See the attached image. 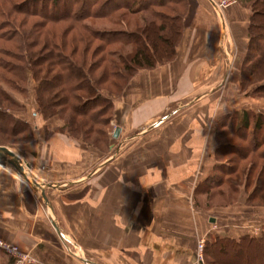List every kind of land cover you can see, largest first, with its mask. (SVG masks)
I'll list each match as a JSON object with an SVG mask.
<instances>
[{"label": "crops", "instance_id": "obj_1", "mask_svg": "<svg viewBox=\"0 0 264 264\" xmlns=\"http://www.w3.org/2000/svg\"><path fill=\"white\" fill-rule=\"evenodd\" d=\"M189 1L178 56L140 70L115 100L121 132L107 151L60 132L10 147L45 196L0 164V237L36 264H193L201 239L206 250L211 235L264 230L244 222V204L209 206L204 191L218 117L248 108L239 95L250 11L240 0L224 10ZM0 264L14 262L0 253Z\"/></svg>", "mask_w": 264, "mask_h": 264}, {"label": "trees", "instance_id": "obj_2", "mask_svg": "<svg viewBox=\"0 0 264 264\" xmlns=\"http://www.w3.org/2000/svg\"><path fill=\"white\" fill-rule=\"evenodd\" d=\"M63 1V2H62ZM247 1V0H244ZM250 1V0H248ZM261 1L264 3V0H255ZM186 0H25L23 1V6H27L31 4L35 9L26 8L30 15H37L42 18V20L46 22H61V21H72L80 22L87 17H108L112 16L120 9H125V11L130 13H141V12H150L154 19L150 18L149 21H146L148 18L145 17V24L141 26L135 27L136 29L133 31L130 28L129 23L124 18V14L120 13L118 15V19L115 21L122 24L123 29H105L100 31L101 37L105 44H109L112 42H122L129 43L135 45V48L130 53L119 54L118 51H111V55H119V58L122 59L121 63L123 65L122 69L120 68L119 63L113 64L116 66L117 71H115L114 76L118 78H124L125 85L121 89H117V91L110 90L107 95H104L102 92L104 89H100L97 85H95V81L93 80L90 73L86 70V68L77 65L68 55H65L63 50L59 49V52L56 51L49 53L50 63H56L58 60L62 61L64 58L62 55H65V58H69L67 63L70 67L75 68L80 74H83V80L85 82V87L80 86V82L73 84L68 87V89H60L66 93L67 97L64 95L63 101H68L69 93H71L72 89L77 91L73 94L75 100H77L82 106L84 113L78 112L80 115L84 114L87 117V120H80V125L77 124L76 118H72L69 120L64 118L66 127L69 128V131H59L60 133H67L75 139H81L86 144L100 150L107 151L110 148L111 140H112V131L109 134L108 130L100 129V126L107 123H111V121L115 118L114 112V103L115 100L120 98L124 93V90L130 84L132 78L141 70V69H152L157 67L158 65L167 63L178 56V47L182 41L184 35V25H183V17L185 15L186 10L183 11L182 8H185ZM255 2V4H256ZM71 3V4H70ZM80 3V4H79ZM246 3V2H244ZM170 4L182 5L181 11L178 10L176 12L175 17L173 15H167L168 13L164 12L160 8L168 7ZM254 6V4H253ZM159 8V10H158ZM263 8V6H262ZM186 9V8H185ZM3 13L4 9L1 10ZM258 14L262 15V9H258ZM256 11L252 10L250 26H249V47L246 53V57L244 59V65L242 68V79H241V87L243 88L246 83L251 84V82H256V80L263 79L264 77V51L260 48L259 41V32L254 30V27L262 28L257 22ZM92 15V16H91ZM260 15V16H261ZM159 22V23H158ZM14 24V23H13ZM16 28L12 27L11 32L12 35H8V28L3 32L0 31V38L5 37L10 39L11 36L15 35L18 44H21L22 53L20 55V64L17 67L22 71V74L17 75L21 79L22 82H27V79L30 81L37 82L36 91L40 93L38 95L40 109L39 111L46 118H50L56 114L55 103L56 99L58 100L60 96H55L52 94L50 88H52L55 83L51 82L49 75L41 77L39 74L42 71L41 63L42 61L47 60L44 57L41 51H33L27 49V47L36 46L34 42L27 44L26 40L24 41L25 34L21 29L16 25ZM9 26V25H8ZM72 27V26H71ZM70 27V28H71ZM2 28V27H0ZM69 28V27H68ZM68 29L69 32L71 29ZM73 28V27H72ZM33 31V30H32ZM86 37L85 31H81L78 37H74L72 40L78 42L79 40L83 41ZM26 39V38H25ZM91 40V38L89 37ZM92 41V40H91ZM158 46L156 48V44ZM31 44V45H30ZM89 47V45H87ZM253 50L258 51L257 53L253 52ZM63 53V54H62ZM116 53V54H115ZM32 55V57H31ZM108 54L104 55L101 58L104 62L107 60ZM32 61V64L31 62ZM107 62V61H106ZM109 62V61H108ZM251 62V65L247 67V63ZM101 63V64H100ZM100 66L103 65V62H100ZM30 64V65H28ZM39 66L36 70L32 65ZM97 63L92 65H96ZM32 67V69H31ZM103 76L102 80L105 82L110 80V66H106L103 68ZM125 70V72L123 71ZM44 71V70H43ZM128 72V73H127ZM127 73V74H126ZM65 74V73H64ZM63 73H56L53 75V79L55 80H64ZM126 74V76H124ZM120 76V77H119ZM260 76V77H259ZM71 77V74L70 76ZM263 77V78H262ZM116 78V77H114ZM76 80V78H75ZM117 80V79H115ZM10 83H13V86L17 84V81L10 80ZM117 87L119 84L114 83ZM119 87V86H118ZM260 87H264V83L255 86L253 89H260ZM46 89L45 92L44 91ZM71 89V90H70ZM48 90V91H47ZM243 90V89H241ZM4 95V96H3ZM264 95V93L262 94ZM0 96L8 102L10 106H15L11 98L7 96L5 91L0 90ZM64 103V102H62ZM3 109L5 105H2ZM42 106V109H41ZM95 106L94 110H91L92 107ZM46 107V108H45ZM80 111V110H79ZM38 112V111H37ZM39 113V112H38ZM40 114V113H39ZM88 114V115H87ZM104 114L109 115V119L107 121L101 120ZM0 120L4 122V126L0 128L4 133H9V135L21 136L22 139L33 140L35 138L34 130L32 128V124L18 115L9 112L8 110L0 111ZM77 124V125H76ZM7 125V126H6ZM112 128V127H111ZM226 128V129H224ZM230 134L239 136L243 140L252 141V145H250L251 150L258 145L264 144V112L260 110H253L250 108H242L240 110L225 113L218 117L217 121V139L219 142V147L216 152L217 163L214 167V171L209 176L208 188H204L206 193L211 192L212 189L222 186L227 183L228 176L233 174L240 176V179L234 177L235 184H232V190L234 192H238L241 188L242 181L241 178L243 175L248 177L245 173V169L237 171V166L232 165V161L221 160V157L226 154L227 143L222 142L221 140L227 135L228 131ZM1 133V132H0ZM95 133L96 135L101 137V141L89 140L88 134ZM91 138V137H90ZM251 138V139H250ZM254 138V139H253ZM258 138L260 142H257ZM259 143V144H258ZM100 144H104L105 148L99 146ZM231 147H237L236 144L231 143ZM240 148H237V152ZM256 151V150H255ZM263 155V156H262ZM261 156L264 157V153ZM232 160V159H231ZM234 175V176H235ZM227 176V179H225ZM223 192V191H221ZM257 192V193H256ZM262 193V198L260 199V203H264V164L259 172L258 181L255 187H253V193H250L249 196H246V200L240 198V202L251 203L256 200L258 197L260 198V194ZM242 195V193H241ZM260 195V196H258ZM257 197V198H256ZM233 250V252H232ZM231 253L232 257L234 256L240 258H245L247 254H251L255 257V264H264V230L261 232L259 236L244 233L238 236H213L211 235L210 239L207 240L206 250H205V258L208 262H213L214 264H224L227 261L225 260L226 256ZM225 259H223V258ZM232 263L233 260L230 259ZM228 260V262H230ZM227 262V263H228ZM243 262V261H242Z\"/></svg>", "mask_w": 264, "mask_h": 264}, {"label": "rangeland", "instance_id": "obj_3", "mask_svg": "<svg viewBox=\"0 0 264 264\" xmlns=\"http://www.w3.org/2000/svg\"><path fill=\"white\" fill-rule=\"evenodd\" d=\"M23 1L25 0H0V31L3 32L8 28V35H12L11 28L16 26V24L21 31L25 34L24 41L26 40L27 44L34 42L36 46L27 47V49L31 50L33 48V51H41L43 53L44 57H46V61H42L41 63V69L40 76H46L49 75L51 82L55 83V85L52 86V88L48 89L52 91L51 93H54L55 96H60L59 99L55 101L57 105L55 106L56 114L50 118L44 117L42 113L39 111L40 105H39V99L38 95L40 93H37L36 86L37 82L35 83L32 80H28L27 82H22V75L21 79L17 76L22 74V71L19 70L17 67L20 64V55L22 53V47L21 44H18V40L15 35L11 36L10 39H7L5 37L0 38V90L5 91L7 96L11 98L15 106L8 105L9 103L3 100V98L0 96V111L8 110L9 112H12L19 117H22L26 120H28L32 124V128L34 130V134L38 135L40 132L46 133V136L48 134L59 132V131H69V128L65 125L64 118L71 119L76 118L77 124L80 125V120H87L88 118L85 117L86 115L82 114L80 115L78 112L86 111L82 109L81 104L75 100L73 97V94H75L77 91L75 89H70L71 93H69V99L68 101L64 100V95L67 97L66 93L60 89H68V87L72 86L75 83L80 82V86L85 87V82L83 80V74L78 72L75 68H72L68 65L67 61L69 58L72 59L77 65H80L90 73L93 80L95 81V85H97L100 89H104L102 92L104 95H107V93L112 91H117V89H121L125 85L124 78L117 76H114L115 71H117L116 66L113 64V61L115 63H119L120 68L122 69L123 65L121 63L122 59L119 58V55H111V51H118L119 54H125L130 53L134 48L135 45L132 43H122V42H112L107 43L103 41L102 37L100 36V31L107 30V29H123L122 24L115 21L118 19V15L120 13L124 14V18L129 23L130 28L134 31L137 26H141L142 24H145V20L143 17L146 15L148 18L146 21H149L150 18L154 19V17L151 15L150 12H141V13H130L125 11V9H120L116 13H114L111 17H101V16H92L87 17L83 19L80 22L73 23L70 21H61V22H46L42 20L41 17L37 15H30L26 10V8L29 9H35L34 6L31 4L27 6H23ZM72 1V0H69ZM157 1V0H156ZM185 8H182V5L177 4H170L168 7L160 8L164 12L168 13L167 15H173L175 17L176 12L181 11L180 8L186 10L185 15L183 17V25L185 30V22H186V16L189 13V7L191 6V3L189 0H186ZM238 0H233L231 2L235 3ZM245 6H247L248 10L250 11V19H251V13L252 10L256 11V14H258V9H262L263 14L260 16L259 14L256 15L257 22L261 26L264 24V3L261 1H242L240 0ZM63 2V1H62ZM221 2V1H220ZM219 2V3H220ZM246 2V3H244ZM256 2V4H255ZM71 4V3H70ZM80 4V3H79ZM230 4V5H231ZM254 4V6H253ZM219 5V4H218ZM228 5V6H230ZM226 7H220L222 10H224ZM263 6V8H262ZM4 9L3 13L1 10ZM159 10V8H158ZM249 19V20H250ZM14 23V24H13ZM159 23V22H158ZM9 25V26H8ZM73 28H72V27ZM71 29L69 32L67 30L69 28ZM33 30V31H32ZM254 30L256 32H259V43L260 48L264 51V26L262 28L254 27ZM81 31H85L86 37L83 41L79 40L75 42L72 40L74 37H78L81 33ZM1 36V34H0ZM91 38V40L89 39ZM31 45V44H30ZM89 45V47H87ZM158 46V43L156 44V48ZM60 50H63L65 52V55H68V59L65 58V55L63 56L62 61H57L56 63H50V56L49 53L55 52L58 53ZM253 52L257 53L258 51L253 50ZM247 53V52H246ZM60 54V52H59ZM63 54V53H62ZM108 54L107 56V62L103 61L101 58H103L104 55ZM116 54V53H115ZM32 57V55H31ZM109 61V62H108ZM32 64V61H30ZM100 62H103V65L100 66ZM91 63L96 65H92ZM100 63V64H99ZM30 65V64H28ZM110 66L111 71L109 72L111 75L110 80L106 81L102 80L104 78L103 74V68L106 66ZM247 67L251 65V62H248ZM33 68L36 70L39 66L32 65ZM32 69V67H31ZM39 69V68H38ZM44 70V71H43ZM143 70V69H141ZM125 72V70H123ZM56 73H65L63 76L64 80H55L53 79V75ZM128 73V72H127ZM126 73V74H127ZM71 77H68L70 76ZM124 74V76H126ZM138 74V73H137ZM136 74V75H137ZM136 75L132 78V80L136 77ZM116 77V78H114ZM260 77V76H259ZM264 77V76H263ZM262 77V78H263ZM76 78V80H75ZM16 80L17 84L13 86V83L9 82L10 80ZM117 79V80H115ZM131 80V81H132ZM114 83H118L119 87L115 86ZM131 83V82H130ZM264 83V78L259 80H256V82H251V84L246 83L243 90L240 92L241 95L239 97L243 98L244 101L240 106L242 107H248L253 110H260L264 112V87H260V89H253L255 86ZM130 85V84H129ZM128 85V86H129ZM127 86V88H128ZM87 88V86L85 87ZM126 88V89H127ZM47 90V91H48ZM235 91V89H233ZM46 89L42 92H45ZM233 91V92H234ZM235 93V92H234ZM237 93V89H236ZM4 96V95H3ZM238 96V95H237ZM64 102V103H62ZM2 105H5L6 109H3ZM46 108V107H45ZM42 109V106H41ZM82 109V111H81ZM95 106L91 108V110H94ZM80 110V111H79ZM40 113H38V112ZM84 113V112H82ZM88 115V114H87ZM64 117V118H63ZM108 114H104L101 120L107 121L109 118ZM76 124V125H77ZM5 124L2 120H0V128L3 127ZM7 126V125H6ZM112 127V128H111ZM100 129L108 130V133L110 134L113 125L112 121L111 123L104 124L103 126H100ZM226 129V128H224ZM228 131V130H224ZM0 145H6L11 148H16L18 145H24L31 140L26 141L25 139H22L21 136H12L9 135V133H2L3 131L0 130ZM113 133V132H112ZM227 135L221 140L224 143H227L226 154L225 157L222 156L221 160L232 161V165L237 166V171L245 169V173L247 175V172L249 173L248 177L245 175L241 178V188L238 192H234L232 190V184H235L234 177H237L239 174L228 176H225V179H227V183L223 184L222 186H219L217 188H214L211 190V192L208 195V202L209 206H230L231 204L235 203H242L244 204V210L243 214L244 217H246V221H256L257 223L255 225L261 226L259 227L260 230L264 228V203H260V199L262 198V193L258 196L260 198L256 197L257 199L252 201L251 203L244 202L246 200V196H249L250 193H253V187L256 186L259 172L261 171V168L264 164V157H262L264 153V144L261 146L258 145L254 148V150H251L253 148L250 147L252 145V140L247 141L241 139L239 136H235L229 133V131L226 133ZM88 139L91 141H95L98 139V141H101V137L96 135L95 133L88 134ZM113 136V134H112ZM91 137V138H90ZM254 139V138H253ZM257 142H260L258 138ZM81 140V139H80ZM231 143L236 144L237 147L233 148L231 147ZM259 144V143H258ZM99 146H102V148H105L104 144H100ZM237 148H240L237 152ZM256 150V151H255ZM262 155V156H261ZM232 159V160H231ZM235 175V176H234ZM240 179V176H238ZM223 191V192H221ZM242 193V195H241ZM257 193V192H256ZM240 198H243V202H240ZM249 224V223H248ZM244 226V225H243ZM249 226L244 227L243 229H248ZM259 230V231H260ZM233 252V250H232ZM234 256L232 257L231 253L226 256L225 259L227 262L233 260L234 263L226 262L224 264H255V257L251 254H247L245 258H240ZM243 261V262H242ZM211 263V262H210ZM211 264H214L213 262Z\"/></svg>", "mask_w": 264, "mask_h": 264}, {"label": "built area", "instance_id": "obj_4", "mask_svg": "<svg viewBox=\"0 0 264 264\" xmlns=\"http://www.w3.org/2000/svg\"><path fill=\"white\" fill-rule=\"evenodd\" d=\"M233 0H221L219 7H226ZM205 244L206 239H201L198 243L197 259L193 264L205 263ZM0 253H5L13 259L14 264H36V259L28 252L23 251L17 244L0 237Z\"/></svg>", "mask_w": 264, "mask_h": 264}, {"label": "water", "instance_id": "obj_5", "mask_svg": "<svg viewBox=\"0 0 264 264\" xmlns=\"http://www.w3.org/2000/svg\"><path fill=\"white\" fill-rule=\"evenodd\" d=\"M120 132L121 127L117 126L114 129L113 137L117 138ZM0 164L13 167L34 188H39L40 190H42L43 195L45 196V186L29 174L27 166L25 165L23 159L9 146L0 145ZM212 220L214 219L212 218Z\"/></svg>", "mask_w": 264, "mask_h": 264}]
</instances>
